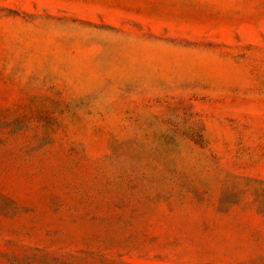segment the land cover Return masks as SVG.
<instances>
[{"label": "rangeland", "instance_id": "1", "mask_svg": "<svg viewBox=\"0 0 264 264\" xmlns=\"http://www.w3.org/2000/svg\"><path fill=\"white\" fill-rule=\"evenodd\" d=\"M0 264H264V0H0Z\"/></svg>", "mask_w": 264, "mask_h": 264}]
</instances>
